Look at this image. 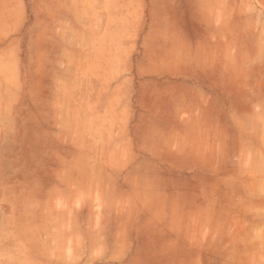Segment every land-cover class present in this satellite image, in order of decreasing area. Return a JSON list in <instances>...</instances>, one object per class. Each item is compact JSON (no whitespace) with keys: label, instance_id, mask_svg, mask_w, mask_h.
<instances>
[{"label":"crops","instance_id":"obj_1","mask_svg":"<svg viewBox=\"0 0 264 264\" xmlns=\"http://www.w3.org/2000/svg\"><path fill=\"white\" fill-rule=\"evenodd\" d=\"M259 2L0 0V139L32 99L35 146L0 171V264L264 256Z\"/></svg>","mask_w":264,"mask_h":264},{"label":"rangeland","instance_id":"obj_2","mask_svg":"<svg viewBox=\"0 0 264 264\" xmlns=\"http://www.w3.org/2000/svg\"><path fill=\"white\" fill-rule=\"evenodd\" d=\"M259 8L264 12V0H260ZM263 33L262 38L264 42V21L262 22ZM23 102V103H21ZM19 104V111L23 113V119L18 123L19 131L5 132L4 138L0 139L7 143L6 146H0V171H3L10 176L29 174L32 175L34 170V136L32 123V99L21 100ZM255 213V212H254ZM251 212L250 218L257 219V213ZM17 215V214H15ZM260 226H251L250 236L260 235L264 244V210L260 212ZM12 250L17 252L18 248L12 247ZM65 262V259H61ZM75 264H79L81 259H74ZM92 264V262L90 263ZM251 264H264V256L260 259H251Z\"/></svg>","mask_w":264,"mask_h":264},{"label":"bare ground","instance_id":"obj_3","mask_svg":"<svg viewBox=\"0 0 264 264\" xmlns=\"http://www.w3.org/2000/svg\"><path fill=\"white\" fill-rule=\"evenodd\" d=\"M259 164V163H258ZM247 168V167H246ZM260 168V167H259ZM262 169V168H261ZM247 171V170H246ZM258 235V234H257ZM258 237V236H257ZM250 259V258H249Z\"/></svg>","mask_w":264,"mask_h":264}]
</instances>
